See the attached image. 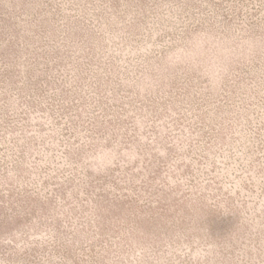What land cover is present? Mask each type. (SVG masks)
I'll return each mask as SVG.
<instances>
[{"label": "rangeland", "instance_id": "1", "mask_svg": "<svg viewBox=\"0 0 264 264\" xmlns=\"http://www.w3.org/2000/svg\"><path fill=\"white\" fill-rule=\"evenodd\" d=\"M0 264H264V0H0Z\"/></svg>", "mask_w": 264, "mask_h": 264}]
</instances>
